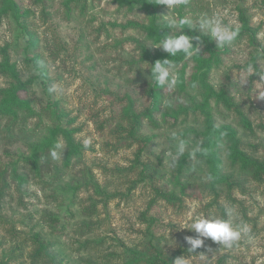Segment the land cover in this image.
<instances>
[{
  "label": "rangeland",
  "instance_id": "1",
  "mask_svg": "<svg viewBox=\"0 0 264 264\" xmlns=\"http://www.w3.org/2000/svg\"><path fill=\"white\" fill-rule=\"evenodd\" d=\"M14 1L19 19L14 11L0 17V89L22 83L21 96L30 111L19 109L13 117H0V260L161 264L154 258L158 251L166 264L178 258H185V264H264V180L246 177L242 190L229 191L219 184L215 192L206 161L190 156L192 148L202 146L200 132L205 128L203 113L189 99L202 101L203 91L197 83L190 84L198 52L173 63L176 77L183 72L184 90L179 92L176 85L162 89L152 81L151 65L139 61L136 40L152 53L164 50L143 30L127 25L128 21L167 23L172 18L179 22L178 3L168 9L165 0H153L162 3L153 14L140 2L127 7L116 0ZM198 1L204 8L185 13L193 26L207 14L219 15L225 24L240 29L236 9L240 2L255 30L254 40L244 35L226 45L207 78L215 91L224 88L239 105L253 132L215 98L208 108L217 126L235 128L245 151L264 158V81L245 71L252 64L264 74V0ZM180 30L170 29L173 34ZM194 47L204 48L199 42ZM5 58L11 73L3 68ZM155 93L160 96L156 106ZM180 106L186 110L175 116ZM135 113L143 117L136 130L138 140L131 141L127 131ZM57 126L72 130L79 154L65 163L67 145L58 136L50 149L37 153L34 168L29 159L34 146ZM172 131L188 141V150L174 167L167 155L174 151ZM86 139L91 141L87 148ZM142 145L137 162L135 154ZM216 152L223 172L238 177L224 142L218 143ZM158 189L177 199L169 203ZM229 207L237 213L231 217L233 224L246 222L253 239L244 237L231 249L205 239L201 248L189 252L185 237L196 236L187 229L192 220L227 219ZM36 235L49 246L44 257L36 256Z\"/></svg>",
  "mask_w": 264,
  "mask_h": 264
},
{
  "label": "trees",
  "instance_id": "2",
  "mask_svg": "<svg viewBox=\"0 0 264 264\" xmlns=\"http://www.w3.org/2000/svg\"><path fill=\"white\" fill-rule=\"evenodd\" d=\"M120 6L132 7L136 2L141 3V8L145 10H150L153 14H156L159 6L162 3L160 1L155 2L153 0H116ZM204 8L201 5V2L198 0H181L178 3V7L175 9L179 20L186 18L185 13L188 12L189 9L195 10L196 8ZM236 9L238 13V20L241 24L240 29L238 30L237 37L242 38L244 35H248L250 40H254L255 30L250 26L249 20L245 14L246 9L242 5V3L236 4ZM18 12L17 4L14 0H1L0 4V17L8 12ZM16 19H19V13L16 14ZM132 27H137L140 30H143L146 33L148 39L153 41L154 43H160L163 40L164 35L170 34V29L168 23H157L155 21H151L148 24L140 23L139 21H128V24ZM182 33L189 35L191 37H199V40L194 39L193 44L197 42L203 44L204 48L196 53L193 58L196 61V73L193 76V81H190V84L194 82L198 84L199 88L203 91L202 93V101L195 103L192 98L189 99L191 103H193L194 108H198L204 115L205 128L204 131L200 132V135L203 136V144L202 147L205 150L203 155L201 156L207 164V174L210 178V188L217 192L218 185L223 184L227 187L229 191L237 188H243L244 178H251L255 182H262L264 180V158L255 157L253 154L245 151L241 144L240 138L237 136V131L235 128L230 126L229 124L217 126L213 120V115L209 110V100L211 98H215L217 102H219L226 110L234 112L238 117L241 126L249 131L253 132V126L251 121L246 117L241 111L239 105L235 104L227 94L224 88L215 91L207 82L208 74L212 65L219 61V54H223L227 51L226 47L221 49H217L214 47L212 39L205 35L204 33L198 31L196 28H191L187 25L180 26ZM138 45V49L140 50V62H145L149 64H154L155 61L164 59L172 60L173 63H177L182 60L185 56L182 53H178L176 56L171 57L165 51H155L151 52L148 50L140 41L136 40ZM7 58H5L3 68L4 70L11 73L10 68L6 62ZM185 85V80L183 77V72H179L177 77V90L183 91ZM24 85L20 83L19 85L11 86L9 89H0V117L6 116L8 118L13 117L17 110L24 109L30 111V107L21 96V90H23ZM158 93V92H157ZM160 99L159 94L153 95V105L156 106L157 101ZM186 110L185 107L180 106L178 111H175V116L178 115V112H183ZM146 115L148 114L145 112ZM128 115V114H127ZM126 115V116H127ZM143 117V114L135 113L131 115L129 118L131 121V126L127 131L128 137L131 141L138 140L136 137V130L139 129L140 120ZM58 136H62L65 139L67 145V154L65 157V163L68 162L69 158L73 155L76 156L79 154L80 149L79 145H77L72 139V130H68L64 126H57L49 131V137L41 143V145L34 146L33 151L29 159L32 161V166L37 167V153L40 150H48L51 148V145L56 140ZM145 140V139H144ZM146 142V141H145ZM219 142H224L226 146V156L229 159L231 166L238 167V177L233 175V172L229 173L223 172L221 166H219V158L216 152V146ZM143 151V145L138 147L137 152L135 154L136 161L140 162V154ZM158 195L169 203L174 202L177 198L173 194H168L162 191L161 189L157 190ZM34 246L36 251V256L44 257V253L48 255V244L44 239L40 238L39 235H36L34 238ZM155 261L161 264H166V262L162 259L160 252L156 251L154 255ZM54 259V258H53ZM155 263V262H153ZM0 264H9L7 261H1Z\"/></svg>",
  "mask_w": 264,
  "mask_h": 264
},
{
  "label": "clouds",
  "instance_id": "3",
  "mask_svg": "<svg viewBox=\"0 0 264 264\" xmlns=\"http://www.w3.org/2000/svg\"><path fill=\"white\" fill-rule=\"evenodd\" d=\"M181 0H165V4L168 9L174 7ZM169 29L180 28L181 25H187L191 28H199L205 35L215 40L217 48H223L226 45L231 44L238 35V30L234 29L231 25L225 24L219 15H207L204 14L195 21V26H193V21L188 18L181 19L177 22L176 19L172 18L167 21ZM163 40L160 41L159 46L165 52L170 54L171 57L176 56L178 53H182L185 57H191L193 51L199 52L198 47H194L193 40H199V37H191L189 35L183 34L180 30L177 34L164 35ZM150 76L155 85L160 86L162 89L167 87L169 89L173 88L177 84V77L174 74V64L172 60L164 59L163 61L157 60L154 64H150ZM245 71L252 76L254 74L259 75L260 81H264V74L256 72L255 66L249 64ZM247 80L242 81V85L246 83ZM52 91L55 90L53 86ZM171 146L174 151L167 153L169 155L170 167H174L180 160V157L185 154L188 150V141L183 137V135L177 131H172L169 135ZM85 148L89 147L91 141L89 139L84 140ZM205 150L201 145H197L190 151V156L195 158L198 154L203 155ZM52 155L55 157L56 152L53 150ZM225 215L227 219L223 216H197L195 217L189 230H193L196 236H186L185 241L190 245L189 252L194 253L197 249L201 248L204 244L205 239H210L213 242H218L221 246L228 249L233 248L238 244V242L246 237L249 241L253 239L252 228L246 222L239 226H235L232 222L231 217L237 215L236 209L234 207H229L226 209ZM174 264H185V258H178L174 261Z\"/></svg>",
  "mask_w": 264,
  "mask_h": 264
}]
</instances>
